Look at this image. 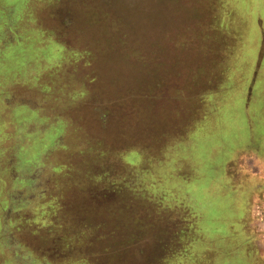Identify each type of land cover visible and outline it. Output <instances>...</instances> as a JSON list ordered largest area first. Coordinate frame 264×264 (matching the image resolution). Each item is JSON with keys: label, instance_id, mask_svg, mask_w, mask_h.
I'll use <instances>...</instances> for the list:
<instances>
[{"label": "rangeland", "instance_id": "374dc122", "mask_svg": "<svg viewBox=\"0 0 264 264\" xmlns=\"http://www.w3.org/2000/svg\"><path fill=\"white\" fill-rule=\"evenodd\" d=\"M253 3L0 0V264H264L245 240L264 212ZM256 63L252 93L225 91ZM133 147L138 189L107 193Z\"/></svg>", "mask_w": 264, "mask_h": 264}, {"label": "crops", "instance_id": "0c3cea01", "mask_svg": "<svg viewBox=\"0 0 264 264\" xmlns=\"http://www.w3.org/2000/svg\"><path fill=\"white\" fill-rule=\"evenodd\" d=\"M229 5V7H227V4H224V6L222 5V6H220V7H218L219 8V10L220 11H227L228 10V12H233L232 11V9H233V4H228ZM264 10V0H254V3H253V7H252V9H251V11L253 12V14H252V24H251V28H250V30H251V36L254 38L253 40H256V41H258V39H259V41H261L263 38H264V14H262V11ZM229 24H231V19H230V22H229ZM211 26V25H210ZM224 27H225V24L223 25ZM229 28H232V27H229ZM255 51H254V53H253V58L255 59ZM256 60V59H255ZM256 71H257V63H256V66L254 67V69L252 68V70H250V71H247V73H246V76H245V79H244V85L242 86V88H239V87H235V86H233L232 84H234L233 82V80L231 79V80H229L230 82H229V85H228V87L225 89V91L226 92H233V91H235L236 89H239V91H242V89L243 88H247V87H249V91H250V93H252V91H253V86L255 85V74H256ZM249 72V73H248ZM248 74V75H247ZM234 75H235V73H234ZM40 74H39V76L37 77V80H39L40 79ZM262 78H264V72L262 73V77H261V79ZM255 82V83H254ZM44 86V85H43ZM225 87V86H224ZM224 87H221V89H219V91H221V90H223L224 89ZM216 91V90H215ZM219 93V92H218ZM222 93H224L223 91H222ZM252 98V97H251ZM249 101V100H248ZM23 108H24V106H23ZM14 113V112H13ZM20 114H21V116H22V118H24L25 119V112L24 111H22V112H20ZM35 114H37V111L35 112ZM36 116V115H35ZM37 117V119H38V115L36 116ZM45 120V119H44ZM38 121V120H37ZM57 123H59V124H61L62 122L61 121H57ZM6 124V123H5ZM30 134L31 133H29L28 134V132H27V135L30 137ZM54 135L55 134H48V135H42L41 137H39V135L37 136V139H38V141L35 143V145L34 146H32V147H30L29 145L28 146H26V147H23L22 149H21V152H22V154L24 155V156H26L27 158L25 159V163H28V164H33V165H37L36 163H38L39 162V158H40V154H41V150H40V146L39 145H41V143L42 144H45V141L46 140H49V139H54ZM189 134H187V136H188ZM33 138H35V137H33ZM41 138V139H40ZM37 139H35V140H37ZM184 139V138H183ZM189 142H187L186 143V145L188 144ZM37 145V146H36ZM33 148V149H32ZM139 149L140 148H135V147H133L132 149H130V151H128V152H126L124 155H125V158H126V160L127 159H129V161L127 160V162H125L126 163V166H125V169H129L128 171L129 172H131V174L130 175H127V176H125V174H124V176L122 177L121 176V178H119L117 181H116V183L117 184H114V187L116 188V190H115V192H114V189H111V185L109 184L108 186L109 187H107V193H110V192H114V193H120L121 191H125L126 189L127 190H129V191H131V193H134L135 194V192H136V190L138 189V187L139 186H137V185H135V187H132V186H134V184L133 185H131V183H132V181L130 180L131 179V177H133V175H134V172H133V170H131L132 169V167L136 164V163H139L140 161H139V157H138V151H139ZM131 155H133L136 159H134L133 161L131 160ZM260 160L259 159H256V161L255 160H253V161H251V166L247 169V171H253L254 173L256 172H259L260 171V173L261 172H263L264 171V168H261V166H259V164H258V166L257 167H255V165L257 164V162H259ZM256 163V164H255ZM226 166H227V164H226ZM119 186V187H118ZM118 188V189H117ZM263 195H264V192L262 193ZM39 198V197H38ZM159 215H161V214H159ZM36 220V219H35ZM34 220V221H35ZM135 221V220H134ZM174 223V222H173ZM135 224V223H134ZM180 227V226H179ZM245 240L248 242V243H251L254 247H255V249H256V251L258 252V258L259 257H263L264 256V246L261 244V246L259 245L260 244V242L259 241H256V240H253V241H251V237H248V238H245ZM258 240V239H257ZM171 243H174V241L173 242H171ZM197 245L198 244H193V245H189L190 247H191V251H193V250H196L197 251V257H199L198 255H199V253L198 252H200V251H204L207 247L204 245V244H200L203 248H202V250H200V249H196V247H197ZM189 246H187V247H182L183 248V250H184V252H188L189 251ZM234 246L236 247L237 245H235L234 244ZM214 248H215V250H221L220 249V247L217 245V244H214ZM221 252H223V251H221ZM231 253V252H230ZM222 256H225V255H223L222 254ZM168 259H170V258H166V260H165V262H166V264H169V261H168ZM182 259H178V260H176V264H179V262L181 261ZM214 260H215V258H214ZM214 260H213V262H212V264L214 263ZM174 264V263H173ZM183 264V263H182Z\"/></svg>", "mask_w": 264, "mask_h": 264}, {"label": "flooded vegetation", "instance_id": "af4514ba", "mask_svg": "<svg viewBox=\"0 0 264 264\" xmlns=\"http://www.w3.org/2000/svg\"><path fill=\"white\" fill-rule=\"evenodd\" d=\"M263 203H264V196H263ZM254 205H255V207L257 206V204H253V206ZM254 209L255 208L253 207L252 210L250 211V214H251V220H250L251 223H250V225H251V229L255 230L257 235H258V238H257L258 240L256 239V241L261 242V240H264V212L261 213L259 211L258 214H257L258 216L256 217V215L254 214ZM259 227L262 230H260ZM251 241H253V240L251 239Z\"/></svg>", "mask_w": 264, "mask_h": 264}, {"label": "trees", "instance_id": "16d2710c", "mask_svg": "<svg viewBox=\"0 0 264 264\" xmlns=\"http://www.w3.org/2000/svg\"><path fill=\"white\" fill-rule=\"evenodd\" d=\"M97 28L99 29V27L97 26ZM94 28H92V30H93ZM115 192V191H114Z\"/></svg>", "mask_w": 264, "mask_h": 264}]
</instances>
